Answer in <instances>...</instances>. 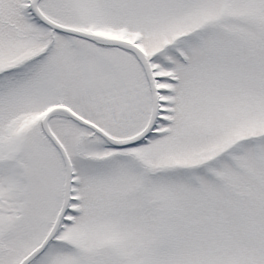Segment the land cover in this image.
Instances as JSON below:
<instances>
[{
  "label": "snow or ice",
  "instance_id": "snow-or-ice-1",
  "mask_svg": "<svg viewBox=\"0 0 264 264\" xmlns=\"http://www.w3.org/2000/svg\"><path fill=\"white\" fill-rule=\"evenodd\" d=\"M0 264H264V0H0Z\"/></svg>",
  "mask_w": 264,
  "mask_h": 264
}]
</instances>
